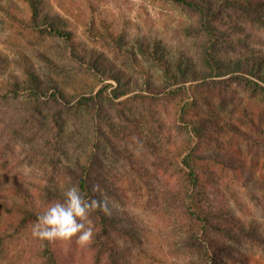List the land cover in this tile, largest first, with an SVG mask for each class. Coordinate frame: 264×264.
Here are the masks:
<instances>
[{"label": "rangeland", "instance_id": "obj_1", "mask_svg": "<svg viewBox=\"0 0 264 264\" xmlns=\"http://www.w3.org/2000/svg\"><path fill=\"white\" fill-rule=\"evenodd\" d=\"M214 3L209 34L172 0H38L34 21L28 0H0V198L17 201L28 187L41 199L71 185L67 167L89 161L96 197L111 201L108 227L123 229L107 240L119 263L264 264V101L235 86L233 65H264V7ZM167 61L202 79L140 103L139 93L167 86ZM29 71L41 106L8 94L15 82L30 87ZM119 90L129 93L110 100ZM32 226L5 240L0 264H40ZM96 247L56 243L65 264H95Z\"/></svg>", "mask_w": 264, "mask_h": 264}, {"label": "trees", "instance_id": "obj_2", "mask_svg": "<svg viewBox=\"0 0 264 264\" xmlns=\"http://www.w3.org/2000/svg\"><path fill=\"white\" fill-rule=\"evenodd\" d=\"M179 4L184 5L185 7L189 8L199 16L200 28L199 30L205 31V33L212 34V30L210 27L207 26L209 23V18L216 14V10L218 6L215 5L214 0H172ZM228 4H232L233 6L242 7L244 9L250 8L251 14H257V9L264 7V0H227ZM31 8V20L34 21L39 13L38 10V0H28ZM211 11H213V15H211ZM262 11V10H261ZM53 30L59 34L68 38L69 32L59 29L57 27H52ZM263 61L260 60L258 57L256 60L252 58L246 57L244 59H236L233 62L235 68H237V74H235V86L238 87L248 93L249 95L255 94L260 96L264 101V65ZM164 65V72L167 79V86H165L162 90L159 91H148L149 93H139L137 95L140 103L146 101L147 98L155 100L158 98L159 94H169L176 91H181V86H184L185 83L188 81L198 82L202 78H196L193 74L198 73L197 69L190 68L187 64L184 66L179 62L176 63H169L168 61L163 63ZM28 80L30 87H23L20 83L15 82L11 84L8 88V94L12 97L19 96L21 93H25L32 98V105L31 107L41 106L42 102L39 103V97L43 93V88L41 89L39 86V82L37 79V75L34 72H28ZM205 77V76H204ZM193 78V79H191ZM206 81V80H205ZM180 86V87H179ZM128 90H119L114 91V94L110 97V100L115 98H119L123 95L128 94ZM54 95V93H52ZM147 94V95H146ZM52 95V97H53ZM57 100V98H51L50 101ZM147 104H149L147 102ZM58 110V108H56ZM56 110H52L50 115L55 118L56 117ZM102 114V113H98ZM60 115L58 110V116ZM206 124L218 127L220 126L219 122L215 121L214 119H207ZM189 123V121L187 122ZM186 123V125H188ZM208 126V125H206ZM192 129L191 132H193ZM194 133V132H193ZM89 162V161H88ZM76 162L73 168L67 167L66 172L69 176V182L71 185H67L63 188H50L46 189L43 192L41 199L35 200L31 195L32 193L29 192L28 187L21 188V195L19 200L15 201H6L0 198V208L1 210L6 213L4 218V226L0 229V248L4 245L5 240L13 236V233L16 231H22L24 229H29L37 220L38 215L42 214L46 211L48 207H50L53 203L57 201L63 200V193L69 187L73 185L77 186L81 192V194L86 199H100L96 197L97 192L93 193L92 188L93 184L90 182V177L93 175L91 171L90 162ZM93 169V168H92ZM190 174L195 176V172L193 170L190 171ZM190 208V207H189ZM112 215V214H110ZM197 218L200 220H207L205 215H201L198 213ZM89 218L94 221L97 225V229L93 232V241L91 243L96 245V249L94 252V263L100 264L101 263V256L103 252L107 254V261L110 264H120L118 262L117 257L113 254V250H109L107 247L110 248L109 244L107 243L109 238V230L114 229L117 231H122L121 225H114L112 227H108V224L111 223L112 220L107 221L106 215L99 211H95L90 213ZM230 218V219H229ZM229 221H237L234 217H229ZM227 219V221H228ZM108 223V224H107ZM238 226L240 225L239 222H236ZM242 226V225H240ZM216 229L223 232L227 237L231 240H239L240 234H233L231 229L222 223L216 225ZM8 230V232H7ZM12 230V231H9ZM242 234V232H241ZM56 243H49L47 241H43L42 248L39 251V259L40 264H65L62 260L60 261L61 251L60 249L56 248ZM122 264V263H121Z\"/></svg>", "mask_w": 264, "mask_h": 264}, {"label": "clouds", "instance_id": "obj_3", "mask_svg": "<svg viewBox=\"0 0 264 264\" xmlns=\"http://www.w3.org/2000/svg\"><path fill=\"white\" fill-rule=\"evenodd\" d=\"M93 193L100 191L93 185ZM111 201L103 193L101 199H86L75 185L63 193V200L53 203L45 212L38 215L31 229V235L49 243L71 242L73 239L80 247H87L93 241V227L90 213L99 211L111 214Z\"/></svg>", "mask_w": 264, "mask_h": 264}]
</instances>
